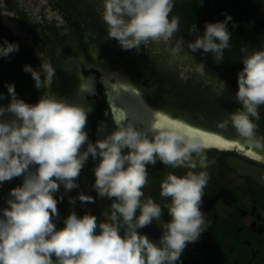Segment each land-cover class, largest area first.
Here are the masks:
<instances>
[{
  "label": "clouds",
  "instance_id": "1",
  "mask_svg": "<svg viewBox=\"0 0 264 264\" xmlns=\"http://www.w3.org/2000/svg\"><path fill=\"white\" fill-rule=\"evenodd\" d=\"M173 7V0H104L102 19L108 39H115L126 51L139 52L149 42L170 45L180 27L179 17L170 18ZM231 20L226 15L222 22H206L203 34L188 43V51L203 50L213 54L214 62H222L224 50L230 47L227 25ZM189 31L197 33L196 25ZM184 43L181 37L170 47L173 58L183 52ZM18 51L17 43L0 44V57ZM242 64L235 94L241 107L217 127L231 125L239 139L222 138L241 144L246 155L251 152L261 162L264 137L257 136V122L261 118L258 109L264 105V50L246 56ZM23 70L31 74L36 89L46 91L37 103L29 104L18 98L14 84H8L10 101L0 106V117L6 113L13 117L0 119V183L23 176L22 185L10 190L8 207L0 209V264H176L187 244L196 242L205 230L201 205L210 177L204 142L162 124L157 115L149 129L151 138L123 116L115 121V131L92 143L85 131L91 106L70 103L51 91L56 69L50 63L41 61L39 70L25 65ZM194 71L207 74L204 63H197ZM219 81L221 95L225 84ZM89 156L93 160L99 157L93 187L99 197L114 198L110 211L102 214L106 220L99 224L95 215L79 216L72 211L57 229L54 194L61 185L66 191L78 187L76 180ZM157 160L173 169H188L183 176L166 173L160 181V197L170 201L163 205L151 196L142 199L148 184L146 166ZM33 165L38 166L35 171ZM198 167L202 170L194 171ZM78 199L95 202L83 193ZM69 200L75 203L73 198ZM164 208L171 220L160 223L163 234L159 241L150 240L139 230L160 222Z\"/></svg>",
  "mask_w": 264,
  "mask_h": 264
},
{
  "label": "flooded vegetation",
  "instance_id": "2",
  "mask_svg": "<svg viewBox=\"0 0 264 264\" xmlns=\"http://www.w3.org/2000/svg\"><path fill=\"white\" fill-rule=\"evenodd\" d=\"M79 36L80 48L88 51L89 43L82 30ZM68 43V41L65 43L68 51L64 57L52 56L55 62L62 59L65 64V71L62 76L59 74L55 77L51 90L73 91L72 85L79 79V75L74 73L72 69L76 60L79 61L77 52L81 53V50L76 45L70 43L69 45ZM27 49L35 55L33 50L31 51L28 47ZM86 54L89 58L93 57L91 52ZM98 56L101 57L100 54ZM81 65L83 75L95 73L96 90L88 96L89 99L94 100V103L91 106L92 111L88 114V122L85 128L89 141L95 143V141L109 135L111 131L116 130L115 121L117 118L102 71L96 67H87L83 61ZM117 66L114 65V67ZM156 71L160 70L156 69ZM165 75L166 73H164ZM45 91L46 89L42 91L33 104L40 99ZM105 113L107 114L105 115ZM172 113L178 114L176 111ZM148 135L151 138V134ZM86 147L85 144L81 151L86 150ZM243 149L244 151L238 148L207 147L205 149L206 160L209 165L206 170L210 177L203 190V203L201 205V211L206 221L205 230L196 242L187 244L176 264H264V161L258 162L253 157L246 155L247 150ZM127 151L124 149L123 153L127 154ZM98 163L99 157L93 160L89 156L79 178L76 180L78 187L66 191L61 185L59 191L54 194V198L58 200L59 215L53 220L57 229L64 226V219L72 211H75L79 216L95 215L98 224L106 220L102 214L110 211L114 198L99 197L93 187L95 183L94 168ZM30 167L35 171L38 166ZM146 167L148 184L143 189L144 196L142 199L151 196L161 205L170 202L162 200L160 197V181L164 179L166 173L171 172L177 176H183L188 169H173L159 160L155 165H147ZM200 170L202 169L198 167L194 171ZM22 183L23 176L0 183V209L8 207L7 200L10 198V190L22 185ZM80 193L92 196L95 202L82 203L78 199ZM70 197L75 200L74 204L70 202ZM170 220L171 217L168 215L167 209L164 208L160 222L153 221L139 231L141 234L147 235L150 240L159 241L163 234L160 223ZM121 234L123 235V232Z\"/></svg>",
  "mask_w": 264,
  "mask_h": 264
},
{
  "label": "rangeland",
  "instance_id": "3",
  "mask_svg": "<svg viewBox=\"0 0 264 264\" xmlns=\"http://www.w3.org/2000/svg\"><path fill=\"white\" fill-rule=\"evenodd\" d=\"M103 3L104 0H0V19L24 45L33 50L39 65L42 61L56 69V76H62L65 64L62 59L55 62L52 56L64 57L68 41L86 57L87 52L96 50L102 58L106 56V64L127 66L131 74L150 88L152 96L164 102L165 108L171 112H183L192 119L217 127L218 122L241 107L235 99L236 88L215 67L212 57L203 56L201 50L188 51V43L196 39L193 33L184 35L179 30L170 45L149 42L142 45L139 52L135 49L126 51L115 39H108L107 25L102 19ZM81 30L89 43L88 51L80 48ZM181 37L185 42L184 50L173 58L169 49ZM197 63H204L205 76L194 71ZM164 69H169V75L164 76ZM177 72L180 77L175 79ZM219 80L225 84L221 95L217 91ZM258 111L261 118L257 122V136L264 137V105ZM223 130L236 133L231 125Z\"/></svg>",
  "mask_w": 264,
  "mask_h": 264
},
{
  "label": "trees",
  "instance_id": "4",
  "mask_svg": "<svg viewBox=\"0 0 264 264\" xmlns=\"http://www.w3.org/2000/svg\"><path fill=\"white\" fill-rule=\"evenodd\" d=\"M173 0L174 7L171 16L179 17V30L188 35L193 25L197 27L195 37L202 35L205 23L222 22L226 15L232 20L228 23L231 32L230 47L224 50V60L214 62L211 53H201L212 57L216 68L220 69L238 91V73L242 70L243 59L255 51L264 50V0ZM247 42L245 43V39ZM4 41L17 43L19 51L8 57H0V105H7L10 96L6 85L14 84L18 98L26 103L33 104L44 90H38L30 73L25 72L24 66L30 65L35 70L40 69L34 55L19 40L0 19V44Z\"/></svg>",
  "mask_w": 264,
  "mask_h": 264
},
{
  "label": "bare ground",
  "instance_id": "5",
  "mask_svg": "<svg viewBox=\"0 0 264 264\" xmlns=\"http://www.w3.org/2000/svg\"><path fill=\"white\" fill-rule=\"evenodd\" d=\"M78 59L73 66L74 73L79 75L72 87L73 91L51 90L58 97L67 98L70 103H78L82 106H92L94 100L89 99V94H93L96 90L95 73L92 72L85 76L81 72V62H85L87 67H96L102 71L105 78L109 96L116 114V118L121 119L126 116L128 121L131 122L138 130L151 134L149 129L152 123L156 120L157 115H163L170 118L172 121L187 125L193 130L202 131L209 135L227 138L230 141L239 139L237 133L230 134L229 132L220 129L211 124H206L203 121L192 119L186 113L173 114L169 109L165 108V103L158 101L150 88L142 83L127 69L125 65L114 67L113 65L106 64L104 58H99L96 50L93 51V57L89 58L78 53ZM165 73L169 75V69H164ZM179 73L175 74V79L179 78ZM65 91V92H64ZM13 117L10 113L3 116V120H11ZM244 148L241 144H239Z\"/></svg>",
  "mask_w": 264,
  "mask_h": 264
},
{
  "label": "snow or ice",
  "instance_id": "6",
  "mask_svg": "<svg viewBox=\"0 0 264 264\" xmlns=\"http://www.w3.org/2000/svg\"><path fill=\"white\" fill-rule=\"evenodd\" d=\"M159 120L162 124L179 128L182 132H184L187 135L198 136L207 147L228 148V149L238 148L239 150L244 151V149L238 143L229 142L219 136H213L202 131L193 130L189 126L183 125L181 123H174L170 118L166 116L159 115ZM247 155L252 156L253 158H257L251 152H248Z\"/></svg>",
  "mask_w": 264,
  "mask_h": 264
},
{
  "label": "water",
  "instance_id": "7",
  "mask_svg": "<svg viewBox=\"0 0 264 264\" xmlns=\"http://www.w3.org/2000/svg\"><path fill=\"white\" fill-rule=\"evenodd\" d=\"M247 42V38L245 39V43Z\"/></svg>",
  "mask_w": 264,
  "mask_h": 264
}]
</instances>
